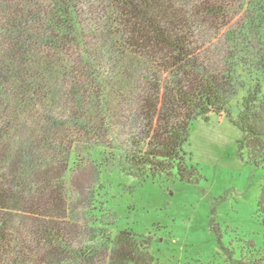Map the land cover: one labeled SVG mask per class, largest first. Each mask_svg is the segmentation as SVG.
I'll return each mask as SVG.
<instances>
[{"label":"trees","instance_id":"1","mask_svg":"<svg viewBox=\"0 0 264 264\" xmlns=\"http://www.w3.org/2000/svg\"><path fill=\"white\" fill-rule=\"evenodd\" d=\"M213 116L264 168V0H0V264H95L104 245L146 264L131 230L73 221L66 182L93 151L139 182H192L190 127ZM249 244L238 264H264Z\"/></svg>","mask_w":264,"mask_h":264},{"label":"rangeland","instance_id":"2","mask_svg":"<svg viewBox=\"0 0 264 264\" xmlns=\"http://www.w3.org/2000/svg\"><path fill=\"white\" fill-rule=\"evenodd\" d=\"M240 137L227 119H196L184 146L199 174L192 182L175 173L139 182L101 164L98 152L85 154L65 186L72 219L88 234L89 221L100 219L101 237L131 230L138 243L148 241L137 246L146 264H238L249 243L264 255V213L257 210L264 168L240 154ZM90 200L95 213L84 210ZM109 252L102 246L95 264H108Z\"/></svg>","mask_w":264,"mask_h":264}]
</instances>
